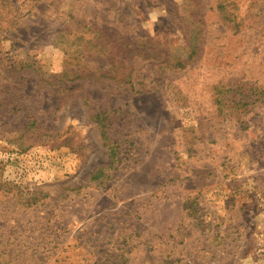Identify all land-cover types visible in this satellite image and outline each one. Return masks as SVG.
Returning a JSON list of instances; mask_svg holds the SVG:
<instances>
[{"label":"rangeland","instance_id":"obj_1","mask_svg":"<svg viewBox=\"0 0 264 264\" xmlns=\"http://www.w3.org/2000/svg\"><path fill=\"white\" fill-rule=\"evenodd\" d=\"M0 264H264V0H0Z\"/></svg>","mask_w":264,"mask_h":264}]
</instances>
